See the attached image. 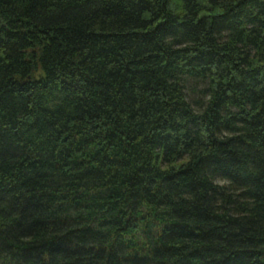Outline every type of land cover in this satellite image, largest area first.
Segmentation results:
<instances>
[{
  "label": "trees",
  "instance_id": "trees-1",
  "mask_svg": "<svg viewBox=\"0 0 264 264\" xmlns=\"http://www.w3.org/2000/svg\"><path fill=\"white\" fill-rule=\"evenodd\" d=\"M0 264H264V0H0Z\"/></svg>",
  "mask_w": 264,
  "mask_h": 264
}]
</instances>
